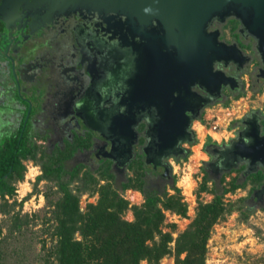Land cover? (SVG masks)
<instances>
[{
  "label": "flooded vegetation",
  "instance_id": "1",
  "mask_svg": "<svg viewBox=\"0 0 264 264\" xmlns=\"http://www.w3.org/2000/svg\"><path fill=\"white\" fill-rule=\"evenodd\" d=\"M28 12L31 15L24 17ZM28 12L19 9L11 26L0 17V121L10 126L8 129L3 123L2 132L7 138L18 134L20 140L25 136L37 156L56 161L62 177L68 179L74 171L94 175L107 168L111 184L122 193L121 184L136 178L132 172L136 165L141 170L142 190L161 194L175 180L172 162L183 160L195 146L191 145L197 140L193 126L206 109L229 104L246 92V85L251 96L264 86L257 40L245 30L244 22L233 15L211 20L205 32L225 49L222 56L214 57L212 68L224 81L219 80L210 89L198 84L190 87L193 96L200 99V106H195V99L190 103L196 109L187 112L195 117L180 151L164 157L154 167L145 163L144 153L160 88L155 84L157 77L152 76L153 83H148L138 48L147 39L144 31L158 35L159 23L152 22L138 33V28L127 25L126 19L106 23L80 8L54 13L47 19H43L46 11ZM29 26H34L33 30ZM121 96L140 108L126 134L130 138L128 155L125 148L112 150L98 124L104 122L103 111L114 107ZM172 96L178 97L179 92L173 90ZM254 130L264 137V98L261 105L248 108L231 125L226 140L204 142L207 160L202 169L213 187H220L223 180L240 186L236 190L242 192L238 198L243 197V213L264 210V165L248 166L234 155L236 145ZM254 176L260 183L252 185ZM135 193L143 197L142 191Z\"/></svg>",
  "mask_w": 264,
  "mask_h": 264
},
{
  "label": "trees",
  "instance_id": "2",
  "mask_svg": "<svg viewBox=\"0 0 264 264\" xmlns=\"http://www.w3.org/2000/svg\"><path fill=\"white\" fill-rule=\"evenodd\" d=\"M196 143L195 139L191 145ZM37 153L29 147L26 137L19 140L18 134L6 138L0 144V214L8 220L5 225L8 234L3 238L0 224V264H8L4 262L3 256L9 251L17 256L21 254L17 249L7 250L9 241L14 238L13 234L18 233L22 237L28 234L26 228L31 218L28 215L21 216L15 210L17 203H8L6 200V197L14 195L15 184L23 179L24 162L28 160L41 167L42 173L36 184L40 181L48 184L44 197L49 212L42 218L43 228L32 236L39 239L41 235L48 234L50 245L46 247L45 241H42L41 247L34 254V249L29 246L32 262L25 261V258L9 264H141L143 261L159 264L162 258L172 254L175 264H205L206 245L213 226L233 212H237L243 221L249 216L242 212V200L226 203L223 201L227 192H234L240 186L232 183L229 188L221 185L212 187L210 192L213 199L206 204L198 202L193 220L177 236L171 249V232H164L162 229L168 226L174 231L176 226L164 223V211L183 218L187 213L186 204L182 202L175 180L169 189L173 194H168L167 190L156 194L142 190L139 173H136L135 179L120 186L122 192L128 188L143 192V202L130 206L118 192V188L108 181L111 177L107 168L100 170L98 178L90 174L80 176L79 171H74L70 180L64 182L62 170L55 166L56 161L51 162L47 157L39 158ZM188 154L183 159H187ZM202 171L204 175L199 192L208 191L206 184L210 182L205 171ZM252 179V185L260 183L259 179ZM100 181L106 182L100 185ZM75 182L76 185L71 186ZM84 193H97L98 200L95 204H87L81 210L79 200ZM128 209L133 213L132 221L123 219ZM26 253L28 256V249L22 252L23 255Z\"/></svg>",
  "mask_w": 264,
  "mask_h": 264
},
{
  "label": "water",
  "instance_id": "3",
  "mask_svg": "<svg viewBox=\"0 0 264 264\" xmlns=\"http://www.w3.org/2000/svg\"><path fill=\"white\" fill-rule=\"evenodd\" d=\"M76 8L106 23L126 19L127 25L138 28V33L152 22L161 27L157 36L144 31L142 34L147 39L138 48L148 83H153L152 76L157 77L155 84L160 88L156 117L150 122L151 135L144 153L145 163L154 167L164 157L180 151L188 125L195 117L187 111L200 106V99L193 96L190 87L198 84L210 89L216 87L219 80L224 81L212 68L214 57L222 56L225 49L205 32L211 20L233 15L244 22L245 30L257 40L256 48L264 66V0H4L0 17L11 26L19 9L46 11L43 19H47L54 13ZM29 15L28 12L24 17ZM33 27L29 26L30 31ZM173 90L179 92L178 97L172 96ZM193 99L197 103L190 106ZM139 109L121 96L114 107L103 111L104 122L98 124L103 127L101 132L112 150L127 149L130 138L126 134L130 133ZM245 137V141L236 145L235 158L248 166H263L264 137L256 130ZM126 151L128 155V149Z\"/></svg>",
  "mask_w": 264,
  "mask_h": 264
},
{
  "label": "rangeland",
  "instance_id": "4",
  "mask_svg": "<svg viewBox=\"0 0 264 264\" xmlns=\"http://www.w3.org/2000/svg\"><path fill=\"white\" fill-rule=\"evenodd\" d=\"M250 96L249 88H246V92L240 96V98L242 97V100L239 101L244 108L248 109L250 107H257L258 104L261 105V101L264 98V86L260 89V91H257L251 97ZM3 123L5 126L7 125L6 127L9 126V123L0 121V144L7 138V133L4 134L2 132V128L5 127ZM193 128L195 129L197 143L189 151L188 158L178 162L171 161L172 173L176 182L175 186L180 190L182 202L186 204L187 208V213L184 218L175 215L172 212L164 211V223L166 225L174 224L176 226L174 231H171L168 226H165L162 229L164 232H171L173 239L170 243L171 249L174 247V240L177 236L182 233L193 220L198 202L206 204L211 202L213 199V194L210 192L213 186L210 182L206 184L208 191L199 192V187L203 181L204 175L202 167L204 162H206L205 160H207V155L204 151L203 145L205 143L201 145L200 142L213 141L199 132V128L196 123ZM8 129H10V126ZM218 143H220V141ZM24 166L25 171L23 179L15 184L14 195L12 197H7L6 200L8 203L16 202V212H19L21 216L28 215L31 219L29 220V226L26 228V233H28L27 236L22 237L19 236L18 233H14V238L9 241L10 245H6L8 246V251L9 248H11V250L17 249L18 252H21L18 256L12 254L10 251L5 254L3 256L5 260L4 262L8 264L13 263L16 260H25V258V261L30 260L32 262L29 246L34 249V254L41 247L42 241H45L46 247L50 245V238L48 234L41 235L39 239H35L32 236L34 233L36 234L40 228H43L42 218L49 212V209L46 208L44 197L45 192L48 190V184L45 181H40L36 184L37 178L42 173L41 167L38 163L28 160L24 162ZM101 169L94 173L93 176H95V178L99 177ZM132 172L135 174L139 173V176L141 174L140 168L136 165L132 166ZM79 175L83 176L81 173ZM257 178V176H254L255 180ZM62 180L66 182V180L69 181L70 179L63 177ZM129 180H133V178ZM108 181L111 183V179H108ZM105 182L106 181H100L99 183L100 185H103ZM75 185L76 182L71 186ZM230 185L231 184L227 183L226 180L221 181V186L223 188H229ZM169 189L170 188L167 189L168 194H173V191ZM240 189L243 191L244 188ZM128 191L130 192L128 193ZM137 191V189L128 188L125 193L122 192L120 194H122L124 199L128 201L130 206H137L143 202L142 196L139 197V195H135V192ZM239 194H242V192L238 190H235L234 192H227L223 197V201L226 203L230 201L237 202L242 200L243 204V197L238 198ZM97 200V193L92 195L84 193L80 197L79 207L83 210L87 204H95ZM248 214L249 216L247 220L243 221L237 212H233L227 216L225 220L219 221L213 226L206 245L207 253L205 264H264V210H254ZM35 215L38 217L35 218ZM123 219L126 221L133 220V213L130 209L124 213ZM7 222L8 220L6 219V216L0 214V224L2 226L1 238L7 236L8 234L5 226L8 224ZM27 249L28 256L27 253L26 255H23L22 252L27 251ZM141 264L148 263L143 261ZM159 264H175L173 254L162 258L159 261Z\"/></svg>",
  "mask_w": 264,
  "mask_h": 264
},
{
  "label": "built area",
  "instance_id": "5",
  "mask_svg": "<svg viewBox=\"0 0 264 264\" xmlns=\"http://www.w3.org/2000/svg\"><path fill=\"white\" fill-rule=\"evenodd\" d=\"M241 100L242 97L235 98L229 104L216 105L206 109L204 116L196 122L199 132L214 142L226 140L231 133V125L240 120L247 110L240 104ZM211 134H219L220 138L215 139Z\"/></svg>",
  "mask_w": 264,
  "mask_h": 264
},
{
  "label": "crops",
  "instance_id": "6",
  "mask_svg": "<svg viewBox=\"0 0 264 264\" xmlns=\"http://www.w3.org/2000/svg\"><path fill=\"white\" fill-rule=\"evenodd\" d=\"M211 136L213 137V138H215V139H219L220 138V135L219 134H211ZM212 141V140H211ZM214 142V141H213ZM204 142H201V145L203 144ZM215 143V142H214ZM218 143V142H217ZM204 145V144H203ZM130 191H128V193H129ZM135 195H139V194H135ZM139 197H140V195H139Z\"/></svg>",
  "mask_w": 264,
  "mask_h": 264
},
{
  "label": "clouds",
  "instance_id": "7",
  "mask_svg": "<svg viewBox=\"0 0 264 264\" xmlns=\"http://www.w3.org/2000/svg\"><path fill=\"white\" fill-rule=\"evenodd\" d=\"M196 145V144H195Z\"/></svg>",
  "mask_w": 264,
  "mask_h": 264
}]
</instances>
